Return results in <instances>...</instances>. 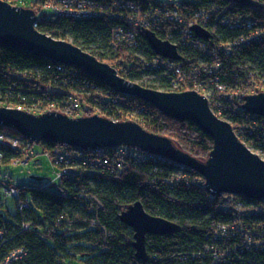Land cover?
Returning a JSON list of instances; mask_svg holds the SVG:
<instances>
[{
    "label": "trees",
    "instance_id": "16d2710c",
    "mask_svg": "<svg viewBox=\"0 0 264 264\" xmlns=\"http://www.w3.org/2000/svg\"><path fill=\"white\" fill-rule=\"evenodd\" d=\"M49 1L57 0H30L29 6L39 13L40 31L72 41L146 87L207 93L211 107L232 123L242 141L264 153V117L243 108L242 94L228 93L264 75V0H88L94 15L82 18L44 10L42 5ZM170 10H177L183 22L168 17ZM200 11H205L200 22L209 30L208 38L186 32ZM148 15L153 19L147 20ZM140 17L147 27L136 24ZM235 17L242 21H225H236ZM117 27L132 31L134 41L118 39ZM148 29L177 43L182 57L157 54L147 40ZM255 31L260 34L251 37ZM196 40H202L205 49L194 46ZM50 62L29 51L1 47L0 105L49 103L64 113L74 110L77 101L83 115L135 120L199 159L209 156L213 139L192 121L167 116L152 103L116 91L82 68L62 64L61 70L49 69ZM0 130L20 134L5 126ZM40 145L43 153L54 154L57 144ZM120 148L86 149L82 157H73L81 170L62 176L56 188L41 181L9 183L7 187H16L28 206L19 209L13 197L16 214L6 218L0 213L5 238L0 242V264L17 249L23 254L13 264H264V200L213 194L204 176L192 168L139 148L126 147L125 153ZM3 151V163L21 156L16 149ZM103 157L112 163L111 171L97 165ZM137 200L148 212L178 227L167 234H148L145 259L136 255L134 230L120 219Z\"/></svg>",
    "mask_w": 264,
    "mask_h": 264
},
{
    "label": "water",
    "instance_id": "95a60500",
    "mask_svg": "<svg viewBox=\"0 0 264 264\" xmlns=\"http://www.w3.org/2000/svg\"><path fill=\"white\" fill-rule=\"evenodd\" d=\"M38 19L34 8L0 0V48L13 47L55 63L82 68L116 91L152 103L167 116L192 121L213 139V148L207 158L199 159L170 137L150 131L138 121L115 120L99 113L74 117L58 110L37 114L0 105V126L15 129L37 144L52 141L80 149L139 148L198 171L213 194L230 193L264 200V158L242 141L229 120L214 111L206 95L196 89L161 90L129 80L114 66L72 41L40 31ZM195 29L203 38L210 36L201 26ZM145 34L157 54L175 59L181 57L176 43L159 37L151 29ZM244 97L243 108L264 117V92ZM120 219L134 230L133 246L141 259L148 255V234H167L178 228L176 222L148 212L140 200L129 204L121 212Z\"/></svg>",
    "mask_w": 264,
    "mask_h": 264
},
{
    "label": "built area",
    "instance_id": "2783aa9c",
    "mask_svg": "<svg viewBox=\"0 0 264 264\" xmlns=\"http://www.w3.org/2000/svg\"><path fill=\"white\" fill-rule=\"evenodd\" d=\"M28 0H14V5H17V3L22 2L23 4H25ZM20 6V5H19ZM27 7V6H25ZM30 7V6H29ZM42 8L44 10H49L51 12H53L55 15H67V16H72V17H78V18H82V17H89L94 15L93 11H91L89 9V1L88 0H57L55 2L49 1L46 2L42 5ZM38 13V12H37ZM39 15V13H38ZM168 17L172 18V19H176L179 22H183V18L180 15V13L177 10H170L167 12ZM205 18V11H200L198 14H196V19L194 21H190L188 24V28L186 29V32L191 34L192 32H197L195 29V26H201L204 29L208 30L202 22H200V19ZM153 19L152 17H150V15H148L147 20ZM236 21H233L231 18H227L225 19V21H229L231 24L233 23H239L240 21H242V17L238 18L235 17ZM137 25L140 24H145L144 26H146V21L143 17H140L137 21H136ZM147 27V26H146ZM209 31V30H208ZM198 33V32H197ZM260 34L259 31H255L253 32V34L251 35V37H256ZM114 35L118 38V39H122L125 38L127 39L129 42H133L134 41V33L132 31H126L123 27H117L114 29ZM202 39L203 37L200 36ZM175 43V42H173ZM177 44V43H176ZM194 46L199 47L201 49H205V44L203 43L202 40H196L194 43ZM178 45V44H177ZM223 48L225 49H230L231 46L229 45H225L223 46ZM215 49V55H217L218 50L216 48ZM179 50V49H178ZM180 53V51H179ZM181 55V53H180ZM182 57V55H181ZM180 57V58H181ZM169 58V57H168ZM47 67L49 69H52L53 67H57V69L61 70L62 67V63H49L47 65ZM218 88L220 90H226V86L223 84H219ZM199 92H201L202 94L206 95L209 98L210 101V97L207 93H203L201 90L196 89ZM259 92H264V75L260 76L258 80H256L255 82L249 84V85H242V86H237L235 88H232L229 93L230 97H233L234 95H240L242 94L243 96H245L246 94H253V93H259ZM245 100V97H244ZM9 107H15L18 109H22V110H26L29 112H33V113H43L49 110H53L51 108V104H32L30 106H23V105H6ZM79 103L77 101H75L73 103V108L74 110H68L65 111L64 113L77 117L80 115H83L81 110L79 109ZM77 109V110H76ZM73 111H76L75 113ZM35 144H37L35 141L24 137L21 134H14V133H10L4 130H0V160L3 157L4 154V149L5 148H11V149H16L19 150L21 153V156L14 158L11 163L14 164H26L28 163L31 159L35 158L37 156L36 150H35ZM68 147H72V146H63V145H59L57 144L56 147L54 148V154H52L51 152H46L45 154L49 155L56 166L60 167V171H58V178L60 179L62 176H73L76 174V171L81 170V164H76L74 162H72V158L73 157H82L83 156V151H85L86 149H80L77 147H73V148H68ZM117 147H121L120 151L121 153H125V149L128 146H117ZM117 147H111V148H117ZM104 149V148H103ZM95 150H102V149H95ZM258 152L263 158H264V153L260 152V151H256ZM101 167H105L107 170L109 169L110 171L112 170V163L110 162V160L106 157H103L101 159H98V164ZM96 166V165H95ZM181 167H185V166H181ZM55 183V182H54ZM52 181L50 183H48V185H52L54 184ZM5 193L8 196L14 197L17 201H18V208L19 209H23L24 207L28 206V203L25 201L20 200V192L19 190L14 187V186H9L5 189ZM26 226H29V223H26ZM5 238H4V230L2 227H0V242H4ZM23 254V249H17V250H13L9 253V255L6 257L5 261L3 262V264H13V260L18 259L22 256Z\"/></svg>",
    "mask_w": 264,
    "mask_h": 264
},
{
    "label": "rangeland",
    "instance_id": "374dc122",
    "mask_svg": "<svg viewBox=\"0 0 264 264\" xmlns=\"http://www.w3.org/2000/svg\"><path fill=\"white\" fill-rule=\"evenodd\" d=\"M160 1L170 2L173 0ZM17 5L29 7L30 0L25 4L19 2ZM35 149L37 150L38 155L26 164L0 162V213H3L6 218L15 215L17 212L15 199L11 196H7L5 193V189L9 183L19 186L24 184H34L36 181H41L48 185V183L52 181L53 183L55 182L56 185L52 186L50 184L48 186L56 188L61 182L57 177L60 167L55 165L53 159L49 155L43 153V148L40 144H35ZM28 199L33 203L30 194H28ZM77 260H79L78 257L76 261Z\"/></svg>",
    "mask_w": 264,
    "mask_h": 264
},
{
    "label": "bare ground",
    "instance_id": "6f19581e",
    "mask_svg": "<svg viewBox=\"0 0 264 264\" xmlns=\"http://www.w3.org/2000/svg\"><path fill=\"white\" fill-rule=\"evenodd\" d=\"M235 195V194H234ZM240 196V195H239ZM244 197V196H243Z\"/></svg>",
    "mask_w": 264,
    "mask_h": 264
}]
</instances>
